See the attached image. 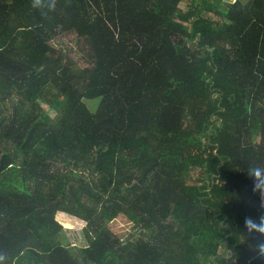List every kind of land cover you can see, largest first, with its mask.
I'll return each instance as SVG.
<instances>
[{
  "label": "trees",
  "instance_id": "trees-1",
  "mask_svg": "<svg viewBox=\"0 0 264 264\" xmlns=\"http://www.w3.org/2000/svg\"><path fill=\"white\" fill-rule=\"evenodd\" d=\"M255 166L264 0H0V264H246Z\"/></svg>",
  "mask_w": 264,
  "mask_h": 264
},
{
  "label": "rangeland",
  "instance_id": "rangeland-1",
  "mask_svg": "<svg viewBox=\"0 0 264 264\" xmlns=\"http://www.w3.org/2000/svg\"><path fill=\"white\" fill-rule=\"evenodd\" d=\"M231 1V0H226ZM53 47L66 51L67 57L73 60L79 68H83L87 65V56L85 47L82 41H78L77 37L73 33L60 34L53 39ZM89 65V64H88ZM98 101V99H97ZM93 101V102H97ZM45 108H47L45 106ZM56 220L64 228V236L67 241L76 247L86 244L82 234V228L84 221L70 216L66 213L59 212L56 214ZM111 229L120 236H130L133 233V226L124 217H117L110 223Z\"/></svg>",
  "mask_w": 264,
  "mask_h": 264
},
{
  "label": "clouds",
  "instance_id": "clouds-1",
  "mask_svg": "<svg viewBox=\"0 0 264 264\" xmlns=\"http://www.w3.org/2000/svg\"><path fill=\"white\" fill-rule=\"evenodd\" d=\"M33 7L41 10L55 8L56 0H32ZM248 175L252 179L253 192L259 193L261 197V207H264V167L255 166L248 169ZM244 227L248 235H256L258 239L255 245L256 257L264 259V214L258 217L247 216L244 219Z\"/></svg>",
  "mask_w": 264,
  "mask_h": 264
},
{
  "label": "crops",
  "instance_id": "crops-1",
  "mask_svg": "<svg viewBox=\"0 0 264 264\" xmlns=\"http://www.w3.org/2000/svg\"><path fill=\"white\" fill-rule=\"evenodd\" d=\"M246 264H264V259H259L256 256L247 261Z\"/></svg>",
  "mask_w": 264,
  "mask_h": 264
}]
</instances>
